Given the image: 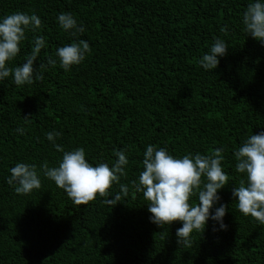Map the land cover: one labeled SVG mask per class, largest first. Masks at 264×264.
Listing matches in <instances>:
<instances>
[{"label": "trees", "instance_id": "16d2710c", "mask_svg": "<svg viewBox=\"0 0 264 264\" xmlns=\"http://www.w3.org/2000/svg\"><path fill=\"white\" fill-rule=\"evenodd\" d=\"M255 2L0 0V19L22 12L43 25L26 33L10 67L26 62L33 37L46 42L34 62L36 69L46 66L42 81L17 86L12 76L0 80V264H264V225L243 216L232 197L244 176L234 152L264 132V45L242 23ZM61 13H71L85 31L73 37L61 29ZM216 39L228 52L205 70L199 60ZM78 40L88 42L91 54L65 72L57 49ZM53 131L61 133L56 144L65 151L83 148L93 166L111 167L115 153L125 151L127 176L120 183L129 195L114 207L100 197L75 205L40 167L62 160L46 138ZM149 145L175 158L223 149L229 181L211 212L227 206L226 230L209 219L184 247L177 244L180 222L163 229L150 222L148 202L132 186ZM17 163L36 166L40 189L17 194L7 183ZM119 192L114 184L109 199Z\"/></svg>", "mask_w": 264, "mask_h": 264}, {"label": "clouds", "instance_id": "9594fccd", "mask_svg": "<svg viewBox=\"0 0 264 264\" xmlns=\"http://www.w3.org/2000/svg\"><path fill=\"white\" fill-rule=\"evenodd\" d=\"M59 27L70 32L73 37L85 31L82 24L77 23L71 13H61L57 17ZM244 31L254 40L264 45V2L256 0L249 3L243 13ZM42 21L32 14L16 12L0 19V80L12 76L15 85H32L35 81L44 79L45 64L34 68L41 49L46 47L44 36L33 37L31 53L25 58L22 66L10 67L20 52V45L26 39L28 31L36 32L42 28ZM224 31V29H221ZM228 47L222 39H216L210 51L203 55L199 64L205 70H213L218 64V57L227 54ZM91 48L87 41L78 40L57 49L60 67L70 71L72 66L80 65ZM57 61L49 58L47 64L55 67ZM30 122L29 117L24 118ZM23 128L17 132L24 134ZM60 132H49L46 138L53 143L57 152L63 153L57 167H49L45 161L40 167L43 174L62 189L77 206L88 205L97 197L103 198L106 205L114 207L123 197L129 195V187L120 183L121 177H126L125 170L129 161L125 151L115 153L116 162L110 167L107 163L93 166L86 160L85 150L77 148L65 151L55 143ZM223 149H215L209 155L199 153L175 158L165 148L157 149L149 145L143 155V171L138 182L132 186L136 193H142L148 202L147 210L151 214L150 222L163 229L165 225L180 222L182 227L177 229L176 237L179 246L191 247L193 233L203 234L209 219L218 222L222 230H226L223 217L226 205L221 204L214 213L213 206L220 200L218 190L223 189L229 181L228 174L222 168ZM236 171L244 174L238 187H233L232 197L238 211L245 217H251L264 225V132L251 135L242 146L234 152ZM7 183L15 185L17 194H29L34 189H40L41 180L35 165L17 163L10 169ZM114 184H119L120 192L109 199L110 190ZM196 196L198 203L193 204ZM215 230V229H214Z\"/></svg>", "mask_w": 264, "mask_h": 264}]
</instances>
